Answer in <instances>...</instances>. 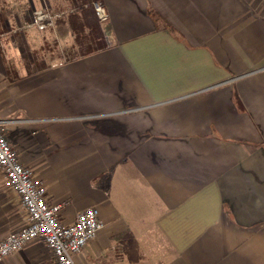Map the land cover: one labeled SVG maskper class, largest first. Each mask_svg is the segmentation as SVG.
I'll return each mask as SVG.
<instances>
[{"label":"crops","instance_id":"crops-1","mask_svg":"<svg viewBox=\"0 0 264 264\" xmlns=\"http://www.w3.org/2000/svg\"><path fill=\"white\" fill-rule=\"evenodd\" d=\"M99 2L106 49L12 77L0 55L19 161L63 224L100 212L76 264H264V0ZM26 225L0 171V242ZM0 264L56 263L37 239Z\"/></svg>","mask_w":264,"mask_h":264},{"label":"built area","instance_id":"built-area-1","mask_svg":"<svg viewBox=\"0 0 264 264\" xmlns=\"http://www.w3.org/2000/svg\"><path fill=\"white\" fill-rule=\"evenodd\" d=\"M94 9L101 23L108 21V13L101 2H95ZM35 15L31 27L40 30L53 25L56 18L42 10ZM6 124L0 119V171L8 187L19 197L27 213V225L0 242V262L29 242L39 239L52 251L56 264H76L75 257L104 226L100 212L97 208H87L77 214L74 224H63L59 214L65 204L48 203V189L44 181L36 178L34 172L19 161L6 135Z\"/></svg>","mask_w":264,"mask_h":264},{"label":"rangeland","instance_id":"rangeland-1","mask_svg":"<svg viewBox=\"0 0 264 264\" xmlns=\"http://www.w3.org/2000/svg\"><path fill=\"white\" fill-rule=\"evenodd\" d=\"M80 5L81 0L0 1V55L7 63V68H10V77L16 75L17 70L36 72L66 63L78 53L75 35L69 26V16ZM39 10L52 16L59 14L60 17L54 18L53 25L46 29L31 27L35 13ZM100 24L103 28L104 24Z\"/></svg>","mask_w":264,"mask_h":264},{"label":"trees","instance_id":"trees-1","mask_svg":"<svg viewBox=\"0 0 264 264\" xmlns=\"http://www.w3.org/2000/svg\"><path fill=\"white\" fill-rule=\"evenodd\" d=\"M79 9L69 16V26L75 35L81 55H88L108 47L100 21L94 10L99 0H81Z\"/></svg>","mask_w":264,"mask_h":264}]
</instances>
